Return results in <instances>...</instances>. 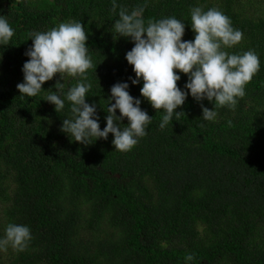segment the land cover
I'll return each instance as SVG.
<instances>
[{
	"label": "trees",
	"instance_id": "obj_1",
	"mask_svg": "<svg viewBox=\"0 0 264 264\" xmlns=\"http://www.w3.org/2000/svg\"><path fill=\"white\" fill-rule=\"evenodd\" d=\"M115 4L114 10L113 0H0V15L14 31L0 46V237L9 223L27 225L32 236L24 251L0 252V264H264V0ZM197 6L228 16L243 38L223 50L255 52L260 69L234 108L216 107L214 121L201 120L189 96L176 110L184 113L161 129L162 111L140 96L142 82L129 80L134 73L125 54L133 43L112 25L122 8H143L145 22L170 16L185 22L182 40L191 41L190 10ZM68 21L80 22L88 36L86 102L96 103L101 130L117 82H128L152 117L129 152L116 151L111 134L83 146L60 131L71 117L68 102L56 113L44 100L58 74L36 97L22 98L16 88L29 34ZM180 75L183 89L187 77ZM64 83L66 92L77 80Z\"/></svg>",
	"mask_w": 264,
	"mask_h": 264
},
{
	"label": "clouds",
	"instance_id": "obj_2",
	"mask_svg": "<svg viewBox=\"0 0 264 264\" xmlns=\"http://www.w3.org/2000/svg\"><path fill=\"white\" fill-rule=\"evenodd\" d=\"M143 11L136 8L129 12L122 8L112 27L119 38L133 43L125 54L134 73L129 80L133 86L142 82L140 96L156 112L162 111L159 127L164 129L174 117L184 113L176 110L182 108L189 96L200 105L203 121L216 119V107L234 108L245 96V86L259 71L260 61L251 50L243 54L223 50L238 45L243 38L230 18L216 8L207 11L198 6L191 8L190 26L195 35L188 41L182 40L185 22L171 16L145 22ZM13 35L8 20L0 15V46L8 45ZM87 38L84 26L77 21L31 32L32 43L24 53L28 59L21 69L23 81L16 88L22 98L36 97L45 91L42 85L58 74L55 91L49 88L44 100L54 105L56 113L63 111L68 102L71 117L62 119L60 131L83 146L107 140L111 134L114 149L129 152L147 135L152 117L141 109V99L130 95L129 83L117 82L110 88L106 125L101 130L96 103L86 102L91 89L86 73L93 67ZM181 73L187 77L183 89L177 84ZM68 78L76 79L77 83L65 92L64 81ZM203 101L212 104V109L205 107ZM125 118L126 125L121 123ZM31 239L27 225L9 223L0 237V252L7 251L9 246L22 252Z\"/></svg>",
	"mask_w": 264,
	"mask_h": 264
},
{
	"label": "rangeland",
	"instance_id": "obj_3",
	"mask_svg": "<svg viewBox=\"0 0 264 264\" xmlns=\"http://www.w3.org/2000/svg\"><path fill=\"white\" fill-rule=\"evenodd\" d=\"M2 205H0V213H1V210H2V207H1ZM4 260L6 261V263H7V261H8V257H6V258H4Z\"/></svg>",
	"mask_w": 264,
	"mask_h": 264
}]
</instances>
